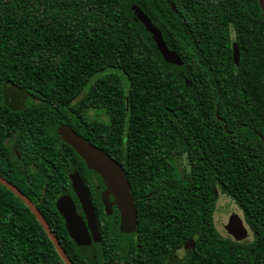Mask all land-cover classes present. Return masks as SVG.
I'll return each mask as SVG.
<instances>
[{"label":"trees","instance_id":"16d2710c","mask_svg":"<svg viewBox=\"0 0 264 264\" xmlns=\"http://www.w3.org/2000/svg\"><path fill=\"white\" fill-rule=\"evenodd\" d=\"M134 5L175 48L181 67L163 60ZM183 16L193 40L181 20L173 32L163 0H0V117L17 126L30 119L38 144L50 127L76 129L75 115L96 130L104 121L87 110H103L109 136L96 143L119 162L125 147L133 196L139 158L167 165L173 152L174 239L191 242L184 264H264V16L257 0H206L204 11ZM193 41L200 49L189 58ZM7 87L29 95L21 107L2 103ZM216 181L243 211L251 238L214 229ZM0 264H64L32 212L1 184Z\"/></svg>","mask_w":264,"mask_h":264},{"label":"flooded vegetation","instance_id":"af4514ba","mask_svg":"<svg viewBox=\"0 0 264 264\" xmlns=\"http://www.w3.org/2000/svg\"><path fill=\"white\" fill-rule=\"evenodd\" d=\"M163 2L166 3L175 26L173 32L179 29L178 23L181 20L189 38L192 39L196 30L192 31L190 19L187 16L181 17V13L190 15L197 7L204 11L206 0H163ZM187 46L188 57L191 58L196 53L198 44L193 41L187 43ZM169 48L176 51L173 47ZM234 48L238 49L239 55L237 41L232 40L230 43L232 60ZM23 96L24 99L29 97L13 87H7L2 103L19 108L23 104ZM87 115L91 120L98 118L99 121H104L103 125L98 126L96 130L94 126L90 128L91 130H85L83 118L75 115L80 122L77 124V130L67 125L65 127L71 128L86 141L101 148L96 143V137L102 134L104 139H108L109 118L103 110L96 111L93 107L87 110ZM83 117L86 118L84 115ZM7 120L4 116L0 117V176L35 204L73 264H184L191 250V242L186 238L175 244L173 152L169 153L167 165H148L144 163L145 160L139 158L137 193L134 196L136 229L124 239L120 231V209L114 195L108 191L102 177L96 171L89 170L80 155L64 142L61 134L62 126L50 127L51 133L46 140L43 138L36 144L31 142V128L27 123L30 119H24L25 123L22 126L5 122ZM45 120V118L40 119L42 122ZM45 127L40 126L35 129L44 132ZM120 133L125 135L124 126L120 127ZM124 156L125 147L119 156L120 162L117 158L111 157L126 172L122 160ZM181 168L182 166H177L178 170ZM74 183L81 186L83 191L87 190L94 211L93 217L89 218L87 215ZM0 184L30 210L12 190L2 182ZM211 190L214 199L211 212L212 225L221 233L225 223L220 225V229L214 217L218 207L217 200L222 192L217 181ZM61 203H66L75 210L78 217L77 228H79L75 232L87 234L83 246L70 235L66 218L59 210ZM241 217L248 232H251L244 214ZM12 232L27 231L16 228Z\"/></svg>","mask_w":264,"mask_h":264},{"label":"water","instance_id":"95a60500","mask_svg":"<svg viewBox=\"0 0 264 264\" xmlns=\"http://www.w3.org/2000/svg\"><path fill=\"white\" fill-rule=\"evenodd\" d=\"M257 2L261 10V14L264 16V0H257ZM132 12L134 18L140 21L146 32L151 36V39L155 43V46L160 52L163 60L171 68L181 67L183 64L181 57L176 51L168 47L163 38L161 30L152 22L150 17L139 6L136 5L132 6ZM238 59V49L234 48L233 63L235 66L238 65ZM188 82L189 81L186 80V84H188ZM61 134L64 142L70 145L80 155L89 170L96 171L102 177L108 191L114 195L120 209V231L122 232L124 239L128 238V236L136 229V207L130 183L122 166L114 158H112L109 153L89 143L71 128H61ZM0 182L12 190L30 208L38 222L46 231L63 263L73 264L68 255L65 253V250L61 246L58 238L51 231L47 221L44 219L35 204L31 202L20 190H18L1 176ZM74 186L79 193L87 215L89 218L91 216L93 217L94 211L87 190L86 192L83 191L82 187L78 186L77 183H74ZM59 210L66 218L70 235L76 239L81 246H83L87 240V234L86 232H75L79 229L77 228L78 217L75 213V210L73 207L68 206V204L66 205V203H61ZM224 228L226 233L236 241H242L246 239L249 234L248 229L243 223L242 217L235 212H232L228 216ZM84 251H86V249H84Z\"/></svg>","mask_w":264,"mask_h":264},{"label":"rangeland","instance_id":"374dc122","mask_svg":"<svg viewBox=\"0 0 264 264\" xmlns=\"http://www.w3.org/2000/svg\"><path fill=\"white\" fill-rule=\"evenodd\" d=\"M217 211L214 215L215 220L217 222V226L220 228L221 224L226 223L228 215L235 211L240 214V216H243L242 210L239 208V206L234 202V200L228 196L227 194L221 192L219 194L218 200H217ZM221 229V228H220ZM222 234L226 235L225 229L222 227ZM248 238H251V232H249Z\"/></svg>","mask_w":264,"mask_h":264}]
</instances>
